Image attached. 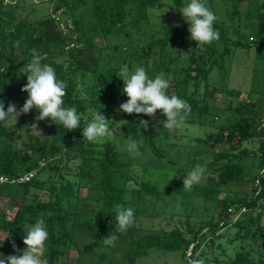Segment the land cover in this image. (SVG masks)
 <instances>
[{
	"label": "trees",
	"instance_id": "trees-1",
	"mask_svg": "<svg viewBox=\"0 0 264 264\" xmlns=\"http://www.w3.org/2000/svg\"><path fill=\"white\" fill-rule=\"evenodd\" d=\"M50 1L54 3L55 12L63 9L65 15L73 19L81 46L67 48L70 41H74L73 34L65 35L59 30L51 14L34 21L28 18L18 20L14 10L20 4L14 0L10 4L8 0H0V100L4 102L5 110L10 103L15 104L13 95H18L16 86L19 82L27 83L26 75L21 72L31 59V50L36 49L40 55L46 56L42 63L51 65L57 79L66 85L64 107L75 106L78 113L92 107L110 121L109 127L114 132L136 133L138 128L143 127L140 121L151 118L118 111L120 104L128 99L122 93L121 79L116 75L121 66L102 64L107 51H113L115 55L123 49V65L127 64L129 70L139 62L150 78L161 73L166 79L171 73L174 77L181 76L182 79L175 85H170L167 94H174L191 105V112H197L199 116V124L206 125L204 118L213 115L207 126L215 127V131L204 130L205 137L195 138L198 143L214 148L213 160L207 164V185L199 194L201 197L213 199L214 192L221 186L242 185L247 177L245 164L242 163L246 157L259 158L260 171L249 179L252 181L249 192L216 200L217 210L212 218L192 222L190 215L186 214L184 227L181 223L170 229H144L139 225L141 217L153 215L146 212L147 204L162 197L158 185L151 181L139 182L132 173L130 163L112 141L101 145L84 142L82 130L90 122L91 115H88V121H82L79 128L67 131L62 125L48 123L47 119L36 121L38 112L32 109L17 119L10 117L0 122V177H15L36 171V175L26 183L0 185V196L9 197L16 206L12 217L6 212L0 213V253L5 256L16 254L13 242L22 251L25 247L23 236L28 226L43 218L49 233L45 244L48 264L68 262L73 249L78 251L79 261L83 253L79 244L85 239L92 240L94 247L103 248L100 259H104L106 250L115 249L104 245L102 240L110 233L117 236L116 242L125 245L122 262L115 264H142V258L150 251L165 254L180 252L186 264L197 259H202L204 264H264V205L259 203L264 188L261 172L264 168V90H254L248 98L236 103L231 100L225 108L213 107L209 101L210 95L213 96L209 86L210 76L218 70L225 78L227 60L235 50L255 47L260 57L264 58V0H257V30L252 39L248 37L244 40L240 32L241 24L233 26L229 19H234V16L227 18L226 15L214 22L220 39L199 47L193 40L192 47L187 49L189 62L179 70L171 67L174 52L189 39L190 34L189 24L182 22V14L178 10L189 0H169L179 18L175 26L142 32L139 38L126 44L120 41L108 44L105 49L99 48L96 58L87 57L94 48L93 33H99L107 40L111 36H130L132 30L140 32L143 25L151 20L149 11L159 8L163 0ZM244 1L231 0L234 14H239L238 6ZM88 5L94 12L92 23L85 20L83 15L87 13L77 14L80 8ZM97 29L99 32H95ZM148 33V41L139 50H132L134 44L144 40L142 37ZM88 59L95 63L93 71L99 75L102 87L97 86L98 78L83 87L86 71L78 62ZM254 94H259V97H254ZM224 95L239 99L242 91L227 89ZM26 96L25 99L28 98L27 93ZM22 106H16L17 111ZM155 117L163 119L165 116L158 110ZM121 120L128 123L122 125ZM33 124H37L38 129L31 127ZM253 143L258 146L256 150L246 146ZM150 149L158 157L164 155L154 142H151ZM77 159L81 163L75 164ZM145 168L149 169V164ZM44 170L45 176L39 177ZM214 175L216 180L212 179ZM258 179L261 180L259 185ZM83 189L97 193L95 206L86 203L85 200L92 197H82ZM129 191L131 196L128 199ZM167 191L175 196L186 195L181 179L170 180ZM257 205L260 212L255 213ZM117 206L134 209L135 222L123 233L114 230ZM243 207L249 211L236 219L237 212ZM230 208L234 210L230 212ZM86 210L93 211L91 219L82 218ZM173 217V214L166 216L165 220Z\"/></svg>",
	"mask_w": 264,
	"mask_h": 264
},
{
	"label": "rangeland",
	"instance_id": "rangeland-1",
	"mask_svg": "<svg viewBox=\"0 0 264 264\" xmlns=\"http://www.w3.org/2000/svg\"><path fill=\"white\" fill-rule=\"evenodd\" d=\"M12 1L13 0H8V4ZM14 2L20 4V6L14 10L18 20L28 18L29 20L34 21L43 15L55 12L54 3L50 0H14ZM170 2L169 0H163L159 8L151 9L149 11V17L151 20L149 23L143 25L140 32L132 30L130 36L122 35V37L118 38H116V36H111L110 38H107V40H105L103 35L93 33L94 37H92V43L94 44V48H92L91 53L89 52L87 54V57L93 56L96 58L99 48L101 50L103 48L105 49L108 44L111 45L117 41L126 44L131 39L139 38L142 32L150 31L152 29L165 30L171 26H175L178 23L179 18L176 10L171 7ZM202 2H204L206 6H208L209 9L216 15V21L224 19L226 15L227 18L228 16H234V19H229V23L233 26H239L241 24L240 32L244 40H247L248 37L249 39H252L256 33L257 22L255 21V14L257 12V0H245L242 2L238 6L239 14L233 13L234 8L231 0H220L215 2L202 0ZM188 3H190V0ZM83 13H87V15H83ZM93 13V8L90 5L84 6L77 11L78 15L85 16V20H87L88 23H92L93 20H95ZM181 18L182 22L185 21L183 16ZM95 32H99V30L97 29ZM149 36L150 34L148 33L144 36V38L142 37L144 40H141L139 43H135V47L131 49L135 50L138 48L137 50H139L140 46L148 41L147 39ZM193 43V40L188 39L176 48V51L174 52L175 57L171 63V67L174 70H179L183 65L189 62L187 49H190ZM124 59L125 53L123 49L116 52L115 55L113 54V51L110 52L109 50L103 55L102 64L104 66L113 65L115 67H122ZM110 61H112V64ZM78 65L86 71V77H84L85 83L83 85L84 88L95 82V78H98L97 86L102 87L99 75L93 71L95 63L91 59L80 61L78 62ZM150 65H152V62ZM135 66L141 65L139 62L132 65L130 72L134 71ZM226 71L227 74L225 78L218 70H215L210 76L209 86L213 96L210 95L209 101L213 107L225 108L231 100L236 103L237 101L248 98V95H250L254 90H264V58L260 57V54L257 53V49L255 47H252L249 50L240 48L235 50L231 57L227 60ZM161 74L165 77L164 73ZM81 75L82 74H80V77H82ZM167 79L169 80L170 85H175V83L181 80L182 77H174V73H171ZM24 85L25 84L23 82H19L16 86V92L18 95H13L16 106L23 105L26 100V93L21 91V88ZM123 86L124 84H122L121 79V90ZM227 89H239L242 91V95L239 99L228 97L224 95V92ZM201 92H204V88ZM254 97H259V94H254ZM212 116L213 115L206 116L204 118V123H206V125L202 126L198 123L199 116L197 112L190 111V113L186 116L184 125L179 129H166L162 126V123H159V121L165 120L166 117L163 119L155 117V119L151 118L148 121L147 129L141 127L138 128L136 133L132 134L114 132L115 139L112 140V142L118 146V150L123 153L124 159L130 163L132 173L135 175L137 180L139 182L151 181L156 183L162 192L161 199L148 203L146 206V212L153 215L141 217L139 225L144 229H160L164 227L170 229L177 224L181 225V223L182 227H184L183 223L186 220V214L190 215L192 222L208 220L216 213V200L226 197L234 198L236 195L241 196L244 192H249L251 190L252 181L249 179L260 171L261 162L259 158L246 157L243 159L242 163L245 164L244 172L247 173V177L242 185L221 186L214 192L213 199L203 196L201 197L199 195L202 191H204V188L207 185V164L213 160L214 148L204 143H198L195 138L198 136L205 137L203 133L204 130L210 129L215 131V127H210L209 125L207 126ZM191 120H193V122H191ZM47 121L48 123H51L50 118H48ZM217 122H220V119H217ZM129 136L138 141L139 155H132L127 151L126 139ZM97 142V145L102 144L99 141ZM151 142H154L163 150V156L158 157L151 151ZM246 146L251 150H256L258 148L257 144L254 143L247 144ZM146 164H149V169L145 168ZM196 165H200L205 169L204 177L199 184L194 185L192 190L186 191L185 196H175L167 191L169 181L172 176L176 175L172 179L183 180L184 176H187V174ZM43 176H45V170L39 174V177ZM212 179L216 180L215 175ZM81 195L82 197L89 195V197L92 198L90 200H85L86 203L91 206L96 205L95 199L98 197L96 192L83 189ZM130 196L131 192L128 199ZM15 210L16 206L9 197L0 196V213L6 212L9 217H12ZM93 214V211L86 210L82 215V218L91 219ZM172 214L174 215L173 219L166 221L165 217H170ZM262 216L264 223V213ZM169 222L170 225H167ZM79 245V249L83 252L80 254L81 259L77 261L79 253L77 250L73 249L70 251L68 257L69 261H63L62 264H115L122 262L124 253L123 247L125 245L121 242L115 243L114 250H106L104 259H100V254L102 253L103 248L94 247L92 240L85 239L84 242H80ZM152 252L153 251H150L148 256L142 258V264H186L179 254L180 252L173 254Z\"/></svg>",
	"mask_w": 264,
	"mask_h": 264
},
{
	"label": "clouds",
	"instance_id": "clouds-1",
	"mask_svg": "<svg viewBox=\"0 0 264 264\" xmlns=\"http://www.w3.org/2000/svg\"><path fill=\"white\" fill-rule=\"evenodd\" d=\"M178 11L189 24V39L196 41L197 47L211 45L220 39L219 31L214 29L217 17L202 0H190V3L182 6ZM45 59L46 56L40 55L36 49L31 50V59L23 66L21 72L27 77V83L21 88V91L26 92L28 98L19 111L13 103H10L5 110L4 102L0 100V122H4L10 117L17 119L20 115L28 114L32 109H36L38 112L35 117L36 121L50 118L51 123L62 125L67 131H74L80 127L82 121H88V115H91L90 122H87L82 130L84 142L90 144L97 141L108 143L114 140V131L109 127L110 121L100 114L99 110L87 107L86 112L78 113L75 106L64 107L66 85L62 80L57 79L55 69L51 65L42 63ZM116 75L123 81L122 93L128 97L126 102L120 104L118 111L129 115L144 114L155 119L159 110L166 117L165 120L159 121L164 128L173 130L184 125L186 116L191 111V105L176 95L169 96L167 94L170 83L163 74L149 78L143 66H135L134 71L130 72L129 66L125 64ZM121 122H123L122 125L128 123L126 120H121ZM140 123L143 124V128H148L147 120H141ZM31 127L38 129L37 124L31 125ZM126 147L130 154H140L138 141L131 136L126 139ZM74 163L79 164L81 161L77 159ZM204 173L205 169L196 165L187 176H184L183 189L192 190L194 185L202 181ZM175 176H172L171 179ZM134 222L133 208L116 207L115 232L127 231ZM48 236L45 220L38 219L34 225L28 226L23 236L24 249L21 251L13 242L12 247L16 254L5 256L0 253V264H48L44 258ZM102 240L104 245L114 247L117 236L110 233ZM189 264H204V261L202 259L190 260Z\"/></svg>",
	"mask_w": 264,
	"mask_h": 264
},
{
	"label": "built area",
	"instance_id": "built-area-1",
	"mask_svg": "<svg viewBox=\"0 0 264 264\" xmlns=\"http://www.w3.org/2000/svg\"><path fill=\"white\" fill-rule=\"evenodd\" d=\"M52 17L54 18V20L57 22V26L58 29L63 31V33L65 35L67 34H73V39L74 41H70V43L68 44L67 48H73V47H77V46H81V43L78 42V38H77V33L75 31V25L73 22V19L69 16H66L64 13L63 9H59L58 11L54 12L51 14ZM262 175L264 177V168L261 170ZM36 175V171H31L28 172L26 174L20 175V176H6L3 175L0 177V185L2 184H22V183H26L28 181H30L34 176ZM261 183V180H257V184L259 185ZM261 191V189L259 190V192ZM259 203L264 205V188H263V196L261 198V200L259 201ZM260 205V204H259ZM259 205H257L254 209L255 213L260 212V207ZM234 208H230L229 211H233ZM249 209L243 207L239 210V212H237L236 215V219L239 218L240 216H242L243 214H245L246 212H248ZM264 213V211H263Z\"/></svg>",
	"mask_w": 264,
	"mask_h": 264
}]
</instances>
